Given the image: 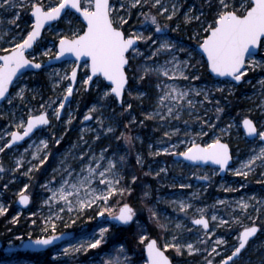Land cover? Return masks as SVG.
<instances>
[{"label":"snow or ice","instance_id":"1","mask_svg":"<svg viewBox=\"0 0 264 264\" xmlns=\"http://www.w3.org/2000/svg\"><path fill=\"white\" fill-rule=\"evenodd\" d=\"M205 3L210 15L206 14L204 6H189L188 0H54L47 6L42 0H0V25L5 23V17L11 16L7 20L8 30L0 31V42L7 45L0 48V102L13 108L16 107L14 101L22 105L18 116L12 113L16 130L0 135V141L4 140V135L9 137L6 142L0 143V153L10 151L25 138L32 141L24 150L31 159L25 161L24 154H21L14 160L11 169H6L0 160V174L20 173L31 180L33 174L46 171L50 157L55 158V154L49 151V143L59 146L64 138L63 134L57 135L52 131V120L62 122L66 133L76 119V110L66 107L74 91L96 88L101 93L97 102L81 113L79 144L72 146L78 151V155L72 159L78 161L79 169L67 163L69 153H66L58 161L59 167L52 168L51 179L39 185L50 193L41 204V207L48 209V214L40 216L37 224L38 214L31 212L27 219L32 227L39 228L40 235L32 239L29 232L26 241L23 236L16 237L22 241V247L37 251L47 249L52 254L54 264H73L81 261V257L84 258L81 264H132L129 249L123 243L114 249V255L108 254L111 256L109 259L100 257V252L96 250L104 249L114 228L135 226L132 237L141 246L143 264H173V258L167 254L169 250L176 257L199 256V264H237L238 260L244 259L243 254L249 251L250 239L258 232H264V224L256 223L261 207H264V199L257 200L251 196L232 201L235 209H239V215L229 213L230 220H225L216 215L214 209L216 204L227 205L228 201L217 200L211 206L213 212L209 214L208 206L196 207L192 202L198 195L194 192L187 200L170 201L174 211L183 214V220H172L158 212L155 204L139 206L131 202L134 186L140 177L134 169L125 168L130 148H112L110 144L99 151L93 148L101 137L108 136H115L117 141L122 139L131 146L134 139L139 137L134 138L128 129L137 124L143 126L145 121H156L163 132L156 142L155 151L151 150L153 145L149 144V156L168 155L174 158L176 164L190 162V166L210 162L219 166L220 172L231 171L234 176L242 178H247L258 168L264 169V147H260L259 151L253 150L238 168L230 167L232 153L222 137L228 135L235 125L229 123L217 132L218 124L208 116L209 109L204 107L206 103L213 104L215 121H219L224 108L219 100L212 98V92L223 94L224 84L251 83L248 74L257 68L264 70V55L260 51L264 49V0H205ZM25 12L31 23L22 28L17 21ZM77 19L81 21L80 28L74 24ZM62 20H66L67 32L56 31L52 46L38 51L45 29L54 31V22ZM193 23L199 26L191 37L196 39L199 53L195 48L185 47L182 38L174 35L180 32L182 26ZM13 25L18 31L10 35L14 31ZM196 55H200L201 60L192 63ZM38 56L47 57V66L53 61L67 63L69 59L72 63L70 70H53L51 73L56 78L54 89L67 81L62 93L55 99L44 100L40 97L38 106L33 108L24 101L29 92L33 93L31 99H36L34 89H29L27 84L14 93L9 89L10 86L17 87L25 75L24 70L45 67L42 62H37ZM257 56L261 58L257 59ZM201 61L211 73L227 79L219 82V86H191V81L200 79L197 72ZM146 78H155L156 102L152 111L142 113V119L137 120L132 114L133 104L125 97H131L132 90L139 88L137 82ZM183 82L188 84L181 86ZM259 83L264 86V79ZM144 96V92L138 91L136 99L142 101ZM109 98L122 110L120 116L126 114L130 117L127 124L118 125L125 129L118 136L116 127L106 123L103 115L104 105L101 102ZM255 107L260 115L251 118L245 116L239 124L247 138L253 141L258 138L264 144V98ZM201 109L203 115L200 114ZM112 113L116 115L115 109H112ZM185 113L189 119H183ZM64 115L67 119L62 121ZM93 121L97 125L95 129L90 127ZM173 121L182 122L185 129L183 137L180 136L182 129L175 126ZM193 124H198L200 130H189ZM46 130L47 138H41L39 134ZM209 132L212 133L210 143H197ZM89 133L92 134L91 142L85 139ZM32 137L37 138L33 140ZM173 137H177L175 143ZM181 146L184 147L183 151L178 150ZM29 149L34 150L29 153ZM121 150L123 155L120 154ZM135 161L141 168L145 166L140 153L136 154ZM149 168L145 176L153 174ZM126 171L130 173L127 176ZM167 172V167H161L155 171V176L160 177L162 173L167 175ZM260 175L262 179L258 183L264 185V172ZM196 179L210 180L207 175L197 176ZM10 182L4 183L3 189L6 190ZM245 186L244 183L240 184V188ZM179 188H191V184L181 183ZM221 188L225 192L239 190L224 184H221ZM29 189L30 184L24 183L16 193L19 205L28 206L32 202ZM148 196L149 192L144 191V197ZM249 208L257 213L255 218L248 214ZM88 210L94 211L96 218H102L100 222L105 226L98 225L91 232L81 235L58 231L57 222L67 229ZM145 210L149 215L147 222H142L141 216ZM8 212L9 206L0 202V217ZM65 215L68 220H65ZM240 216H247L251 224L244 225ZM20 218L21 212H17L9 223L18 225ZM184 220L192 227H188ZM149 225L159 229L157 237L149 234ZM234 225H239L240 230L234 237L236 243L229 246L224 234H218L217 230L231 229ZM252 251L258 253L256 264H264V246ZM16 255L11 252V256ZM0 264H13V261L10 257L0 260ZM245 264H253L251 256Z\"/></svg>","mask_w":264,"mask_h":264},{"label":"rangeland","instance_id":"2","mask_svg":"<svg viewBox=\"0 0 264 264\" xmlns=\"http://www.w3.org/2000/svg\"><path fill=\"white\" fill-rule=\"evenodd\" d=\"M42 2L44 5L47 6L48 4L53 3L54 0H42ZM193 4L197 6H204L206 14H209V10L207 4L205 3V0H188L189 6ZM4 19L5 23L0 25V31L8 30L9 25L7 24V20H10L11 16H7ZM17 23L20 24L22 28L25 27L27 24H30L31 21L29 15L26 12L21 13V19L18 20ZM74 24L76 28L81 27V21L78 19L74 20ZM11 27L14 29V31L11 32L10 35H13L15 34V31H18V29H15L14 25ZM198 27L199 26L196 23H193L192 25L187 27L182 26L180 32L174 34L179 35L182 38L185 47L195 48V51L197 53H199L198 48L196 47L197 41L196 39H193L191 37H193L194 32L198 29ZM59 30L67 32L68 25L66 23V20H62L58 23L55 22L54 31L52 32L47 31V29L45 30L44 36L40 41L41 47L38 49V51L42 50L44 47H51L56 35V31ZM202 35L203 33L201 32V36ZM3 47H7V45L0 42V48ZM52 50L53 52L56 51L54 47L52 48ZM260 51L261 54L264 55V49H261ZM178 55H180L182 59H186V57H184L182 54ZM260 58L261 56H257V59ZM46 60L47 57L43 56H38L37 58L38 62H45ZM198 60H201L200 55H196L192 63H196V61ZM71 63L72 61L68 60L67 63L61 62L56 63V65L45 67V69L40 72L27 71L25 72L23 79L17 84V87L13 88L12 92L14 93L18 90L19 87L23 86L24 84H27V87L29 89H34L36 99L32 100L31 96L33 93L29 92L26 93V99L24 101V104L33 108L38 106L40 97H43L44 100H48L49 98L55 99L56 96L62 93L63 88L67 85V81H65L59 87H56L54 89L53 85L55 83L56 78L52 76L51 73L53 72V70H60L61 72H63V70L65 69L70 70ZM198 69L199 70L197 72V75H199L200 79L197 81H191V86L195 88L212 87L213 85L219 86V82L226 80L212 76L209 72V68L203 63V61H201L200 65H198ZM248 79L251 81V83L242 82L239 85L224 84L223 87L225 91L223 94L215 91L212 92V98H214L215 100H219L220 106L224 108V112L220 114L221 118L219 121H215L216 113L214 105L206 103L204 106L205 108L209 109L208 116L211 117L212 120L218 124V128L216 129L217 132L219 131V128H224L229 123H233L235 125L229 131L228 135L222 137L223 141L228 142L230 144L231 149L233 150V162L230 166L232 168H238L240 162L246 160L253 150L259 151L260 147H264V144H262L258 138L255 141H249L242 130V125L239 124V122L242 121L245 116L251 117L252 113L256 114L257 117L260 115L255 105L259 104L261 99L264 98V86L259 83L260 80L264 79V70L257 68L255 72H250L248 74ZM149 80L152 81V83L149 84L148 88H140L141 81H138L137 83L139 84V88L132 90L131 97H125L128 102L133 104V107L135 105V108L141 111L140 114H137L136 112L132 113L134 116H136L137 120L142 119V113L152 111L156 102L157 90L154 87L156 81L155 78ZM104 83H106V81ZM187 84L188 82H183L181 86H185ZM101 88H103V85H101ZM229 88H231V94L233 95L232 98H228L227 96V94L229 93ZM138 91L145 93V96L142 101L136 99ZM100 94V91L96 88H91L88 91H84L83 88H80L78 92H75L74 97L67 108L76 110L74 112L76 119L73 120L72 125L69 126L66 133L64 131V125L62 122L52 120V124L54 125L52 131L56 132L57 135H64V138L59 146H54L51 142L49 143V151L55 154V158L53 159L50 157V163L48 166H46V171H44L43 173L33 174L31 180H29L27 177L22 176L20 173H16L15 175H13L11 172L0 174V202H3L6 206H9V209L14 208V213H26L25 217H30L31 212H37V224H39V217L48 214V209L46 207H41L42 200L47 198L48 195H50V193L41 189L39 185L45 183L46 180L51 179L52 168L59 167L58 161L62 159L64 154L66 153H69L67 163L71 164L74 168H77V170L79 169L78 161L72 159L73 156L78 155V151L77 149H73L72 146L79 144L81 127L79 121L81 119V113L86 112L88 108L92 106V104L96 103ZM90 96L92 97V100L87 102V99ZM133 96L135 100L131 101ZM224 98H226L227 103H225ZM101 103H103L104 105L103 115L105 117V122L111 123L114 127H116V136H118L120 132L125 131L122 126L118 125L127 124L130 117H128L126 114L124 116H120L119 114L122 110L115 103H113L111 98L102 101ZM14 104L16 105L15 108L7 105L6 103L2 105V108L0 110V135H3L6 132L16 130L13 127L15 121L12 118V113L15 112L18 116L20 114L22 105L19 101H14ZM112 109H115V116L112 113ZM250 109L252 110L251 113L249 112ZM24 110L26 111V109ZM200 114L203 115V109H201ZM66 119V115L62 116V121ZM183 119H189L187 113L184 114ZM172 123L182 129L180 136L183 137V132L185 131V129L183 128L182 122L177 123L173 121ZM90 127L93 129L97 127L95 121L91 122ZM189 130L199 131V125L193 124L192 128ZM128 132L134 138L139 137V139H134V143L131 146L126 145L122 139L117 141L115 139V136H108L107 138L101 137L100 141L93 144V148L99 151L101 147L107 146L109 144L112 146V148H130L125 168L126 170L129 168L134 169L136 175L137 171H143L144 168H146L144 171L148 172L150 170L149 166L151 167V170L153 171L151 177L154 182H150L144 185V187L138 191L139 195L137 197H135V187V190L132 193V197H134V199L137 200L138 198L140 200L141 205L139 206H143L144 204L151 206L155 204L158 212H162L165 216H169L172 220H183V214L175 212L174 205H172L170 201L177 199L187 200L189 199V197L192 196V193L195 192L198 195L192 200V202L195 204L196 207L208 206L209 214L213 212L211 206L216 204L217 200L228 201L229 203L227 205L216 204L214 211L216 215L222 216L225 220H230L229 213H232L233 215H239V209H235V205L231 203L232 201L239 200L241 197L247 199L251 196H255L257 200L264 199V185L258 183V181H261L262 179L260 173L264 172V169L258 168L247 178H242L234 176L231 171H226V175H222L219 168L214 165L190 166V163L187 162L176 164L172 156L160 155L152 157L148 155L149 144L153 145V148L151 150L155 151L156 142L159 141L163 132V129L160 128V125L156 121H145L143 126L138 124L133 125L128 129ZM39 135L41 138H47V130L43 133H40ZM211 137L212 133L209 132L208 136H204L202 139L198 140L197 143H210ZM8 138L9 137L7 135H4V140L0 141V143L6 142ZM36 138L37 137H33L32 139L34 140ZM85 139L91 142L92 134H87L85 136ZM176 139L177 137H173L172 141L175 143ZM31 142L32 141L29 140L23 145H16V147L12 148L10 151L6 150L5 153H0V160L3 161L4 167L6 169H11L12 167H14V160L18 158L21 154H24L25 161L31 159V156L29 154L24 153V150L28 148V145ZM32 150L34 149H29V153ZM178 150L183 151L184 147L181 146ZM137 153H140L144 157L145 166L143 168L136 164L135 156ZM120 154H124L123 150L120 151ZM161 167L168 168L167 175L162 173L160 177H156L155 171H158ZM125 174L127 176L130 173L126 171ZM205 175L210 178L209 181L196 179L197 176ZM252 177H254V179H252ZM58 180L59 176H57V181ZM6 182L10 183L8 184V188L5 190L3 189L2 185ZM24 183L30 184L29 193L33 195L32 203L28 209H22L18 207L16 202V193L23 187ZM152 183L153 189L147 190L149 192V196L145 198L143 191H146L147 187L151 188ZM181 183L191 184V188L181 189L179 188V184ZM241 183H244L246 185L245 188H240ZM221 184H224L225 186L230 185L232 188H236L239 190L225 192L223 188H221ZM55 186L56 184L54 183L53 187ZM233 209H235V211H233ZM248 214L251 215L253 218L257 216V213L253 211L252 208H249ZM148 215L149 213L146 210L142 213V222H147ZM143 216H145L146 219ZM101 219L102 218L95 217L94 211H86L82 216L77 219L81 220L83 225L79 229L75 230L76 234L81 235L82 233H89L94 228H97L98 225L105 226L103 223L100 222ZM240 219L242 220L244 225L251 224V221L247 218V216H240ZM65 220H68L67 215H65ZM57 223L58 230L61 225L64 227L62 223ZM184 223L187 224L188 227H192L187 220H184ZM256 223L258 225L264 224V207H261L259 219L256 220ZM123 229L125 230L126 236H129L130 239L133 240V243L131 245H129L128 240H123L125 247L129 249L128 255L131 258L132 264H143V259H137L141 252V246H139L138 241L132 237L133 230L135 231V226ZM152 229L156 230L155 237H157L159 229H157L153 225H149V231ZM225 229L228 230L227 232L232 230H240V226L234 225L231 229L220 228L217 230V233L220 232L221 234ZM37 230V235L32 234V239H35L38 235H40L39 228ZM64 231H67V229ZM31 233H33V231H31ZM23 237L25 241L28 239V235ZM9 242H11V244ZM120 242L121 241L116 238L115 234L110 233L109 240L107 243L108 245H105L103 250L96 251L100 252V257L104 259H109L111 258V256L108 254L111 253L112 255H114V249L118 248ZM21 243V240L16 241L15 238H13V240L8 241L6 245L18 246L21 245ZM261 246H264V232H259L257 237L249 243V251L246 252L245 255H243V260L237 261V264H245L249 256L252 257L253 264H256L258 253L254 254L252 249L260 248ZM169 252L174 257V264H199L201 259L199 256L188 257L185 255L181 257H176L171 250H169ZM20 254L22 255L11 256V252L10 254L1 253L0 260H7L11 257L13 264H54V261L51 259L52 254L49 251H42L41 253H36L39 255L38 260H36L34 257H31L30 253L21 252ZM83 259L84 258L81 257V261ZM81 261H75L73 262V264H81Z\"/></svg>","mask_w":264,"mask_h":264},{"label":"trees","instance_id":"3","mask_svg":"<svg viewBox=\"0 0 264 264\" xmlns=\"http://www.w3.org/2000/svg\"><path fill=\"white\" fill-rule=\"evenodd\" d=\"M151 83H152V81H150L149 79L146 78L144 81H141L140 88H142V89L143 88H148L149 87V84H151ZM227 96H228V98H232L233 97V95L232 94H229V93L227 94ZM91 100H92V97L90 96L87 99V102H89ZM132 100H135L134 99V96L132 97L131 101ZM133 109H134L133 112H136L137 114H140L141 111H139L138 109H136L135 108V105H134ZM134 130H135V128H134ZM145 169L146 168H144V170ZM144 170L143 171H137V175L140 177V180L138 181V184L136 186H134L135 189H136V191H135V197H137L139 195L138 191L141 188H143L144 185H146L147 183H150V182H154V180L152 179L151 176H145L144 175V173H143V172H145ZM252 179H254V177H252ZM152 185H153V183L151 184V188L150 187H147L146 191L148 189L149 190H152L153 189V186ZM144 191H143V193H144ZM131 202H133L136 205H141L140 200L138 198L136 200V199H134V197H131ZM13 209L14 208L9 209V212H8V214L6 216L0 217V237L3 239L4 244H7L8 241L13 240V238H15L16 241H18L16 239V237H18L20 235L27 236L29 234V232H31V231H33V233H32L33 235H37V231H38L37 229H38V227H32L30 225V220L27 219L29 217H25V214L26 213H24V212H23L24 214H21L20 224L13 225V224L9 223V221L11 220V217L13 215H16V213H14L15 211ZM143 217L146 219L145 216H143ZM82 225H83L82 221L81 220H77L76 223L70 225L67 228V230L74 231L76 229H79ZM9 229H11V230L9 231ZM63 230H66V229L61 225L59 227V230L58 231H63ZM133 232H134V230H133ZM111 234H115L116 238H118V239H121V240H124V241H127L128 240L129 245H131L133 243V240L130 239L129 236L128 237L126 236L125 230L123 228H114L112 230ZM149 234L151 236H154L155 237L156 236V230L155 229L150 230L149 231ZM36 253L37 252H32V253H30V255H31V257H34L36 260H38L39 255L36 254Z\"/></svg>","mask_w":264,"mask_h":264},{"label":"water","instance_id":"4","mask_svg":"<svg viewBox=\"0 0 264 264\" xmlns=\"http://www.w3.org/2000/svg\"><path fill=\"white\" fill-rule=\"evenodd\" d=\"M55 23V22H54ZM46 30V29H45ZM45 32V31H44ZM44 32L42 33V38H43V36H44ZM198 51L200 52V49L198 48ZM204 59H206V56L204 57ZM69 60H71V59H69ZM38 62V61H37ZM43 63V62H42ZM56 63H61V62H59V61H53L52 63H51V65L50 66H52V65H56ZM81 63H83V62H81ZM44 65H45V67H48L47 65H48V61L46 60L45 61V63H43ZM45 67H43L42 69H37V70H31V69H29V70H24V72H27V71H36V72H39V71H41V70H43V69H45ZM209 72H210V69H209ZM210 74L212 75V76H214V77H218V78H221V79H227V78H225V77H219V76H216L215 74H213V73H211L210 72ZM78 76H79V73H78ZM95 79V78H94ZM14 83H15V81H14ZM106 83H108V82H106ZM13 88L14 87H11L10 86V89H9V91L10 92H12V90H13ZM74 94H75V91H74ZM74 94H73V96L70 98V101L73 99V97H74ZM4 102H0V110H1V105L3 104ZM69 105V104H68ZM68 105H66V107H68ZM51 118V117H50ZM249 139V138H248ZM27 140H29V138H25V140L24 141H20V142H18V144L17 145H19V144H23V143H25V142H27ZM223 142H225V143H228V142H226V141H223ZM229 144V143H228ZM16 145H14L13 147H15ZM229 147H230V144H229ZM230 150H231V153H232V160H233V150L231 149V147H230ZM232 162L233 161H230V166L232 165ZM189 163V162H188ZM200 165V164H199ZM202 165H206V166H209V165H213V164H211L210 162L209 163H207V164H202ZM214 166H216V165H214ZM216 167H218L219 168V166H216ZM222 174H226L227 172L226 171H224V172H221ZM17 205H18V207H20V208H24V209H27V208H29L30 207V205H31V203L28 205V206H21V205H19L18 204V198H17ZM69 232H72L73 234H75V235H77L76 234V232L75 231H69ZM256 237V236H255ZM254 238V237H253ZM252 239V238H251ZM21 245H22V243H21ZM21 245H18V246H15V245H10V246H8V245H4V242H3V240H2V238L0 237V253H5V254H10V252H32V251H37V250H34V249H27V248H24V247H22ZM11 250V251H10ZM44 250H47V249H44ZM40 251H42V250H39L38 252H40ZM168 254V253H167ZM169 255V254H168ZM145 257H146V252H145ZM173 264H174V261H173Z\"/></svg>","mask_w":264,"mask_h":264},{"label":"flooded vegetation","instance_id":"5","mask_svg":"<svg viewBox=\"0 0 264 264\" xmlns=\"http://www.w3.org/2000/svg\"><path fill=\"white\" fill-rule=\"evenodd\" d=\"M252 116H256V114H251V117ZM250 117V118H251ZM247 138V137H246ZM248 139V138H247ZM249 141H252L251 139H248ZM29 141V140H28ZM25 143H27V142H25ZM25 143H23V144H25ZM231 143V142H230ZM23 144H19L18 146H20V145H23ZM14 148V147H13ZM190 163V162H189ZM200 165H202V164H200ZM200 165H197V166H200ZM206 166V165H205ZM222 174V173H221ZM222 175H226V174H222ZM32 199H33V195H32ZM258 225V224H257ZM64 231V230H63ZM228 230L227 229H225L221 234H224V236H225V238H226V240L228 241V244L229 245H233V244H235L236 243V241H235V239H234V237H235V235H236V233H237V231L238 230H232V231H229V232H227ZM219 234H220V232H218ZM259 233V232H258ZM258 233L256 234V237H257V235H258ZM256 237H254V238H252V239H250V241H249V243L253 240V239H255ZM119 241H121L120 243H123V240H121V239H118ZM124 244V243H123ZM45 251H48V250H45ZM45 251H43V252H45ZM15 253H18V252H15ZM168 254L170 255V252H168ZM246 254V252L243 254V255H245ZM18 256H21L22 254H17ZM170 257H172L173 258V256L172 255H170ZM139 258L140 259H142L141 258V255H139ZM139 258H137V259H139ZM144 258H146L145 257V253H144ZM217 259H219V257L217 258Z\"/></svg>","mask_w":264,"mask_h":264}]
</instances>
